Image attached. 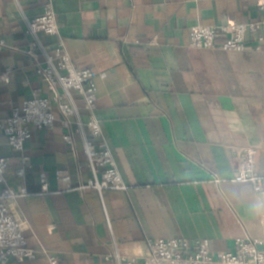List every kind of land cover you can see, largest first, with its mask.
Returning a JSON list of instances; mask_svg holds the SVG:
<instances>
[{
    "label": "crops",
    "instance_id": "crops-1",
    "mask_svg": "<svg viewBox=\"0 0 264 264\" xmlns=\"http://www.w3.org/2000/svg\"><path fill=\"white\" fill-rule=\"evenodd\" d=\"M48 3L76 66L96 74V116L128 189L65 191L60 171L73 187L91 175L81 146L73 153L65 143L60 121L36 131L21 155L0 132V157L12 158L8 181L30 193L13 205L28 247H45L61 264H115L106 260L115 244L126 257H143L148 239H209L214 252L231 250L238 238L264 241V191L213 181L234 178L235 150L250 145L259 147L264 173V52L198 49L189 41L193 25L258 19L260 0H0V37L9 45L0 51L2 118L37 92L50 95L24 52L33 42L26 19ZM40 38L50 50L59 42ZM49 262L38 253L8 264Z\"/></svg>",
    "mask_w": 264,
    "mask_h": 264
},
{
    "label": "built area",
    "instance_id": "built-area-1",
    "mask_svg": "<svg viewBox=\"0 0 264 264\" xmlns=\"http://www.w3.org/2000/svg\"><path fill=\"white\" fill-rule=\"evenodd\" d=\"M51 3L44 13L35 19H26L28 32L33 42L24 52L36 61V73L46 81L50 95L38 92L25 100L21 106L12 109L8 117H0V132L7 139L11 152L21 155L26 142L34 133L43 129L53 130L60 121L67 130L63 139L75 153L80 145L85 154V166L90 172L88 181L79 186H71L69 174L63 171L58 178L66 183L65 191L95 189L103 195L105 190H127L128 187L119 171L114 155L108 144L102 125L96 116L98 87L96 74L89 69H80L70 56L61 36L56 12ZM262 12L258 19L222 25H193L189 31L190 46L198 49H219L243 52L248 49L264 52V0H260ZM59 37L54 50H50L41 40L40 34ZM7 41L0 37V51L8 48ZM76 96L83 103L78 104ZM81 108L85 109L84 120ZM73 128L75 130H73ZM80 135L78 141L75 137ZM259 147L250 145L236 149L237 173L232 179L215 177L216 184L234 182L248 184L256 192L264 191V173L257 163ZM10 157H0V264L12 260H35L38 253L45 255L50 264H61L58 255L45 247L38 250L28 247L25 225L14 213L17 199L29 196L26 189H16L8 181L7 172L11 167ZM27 158L17 167L16 174L24 177ZM45 190L48 176L41 175ZM264 241L252 238H238L228 251L214 252L209 239L190 241L185 238H159L147 240V253L143 257H126L115 244L106 260L115 264H264Z\"/></svg>",
    "mask_w": 264,
    "mask_h": 264
}]
</instances>
